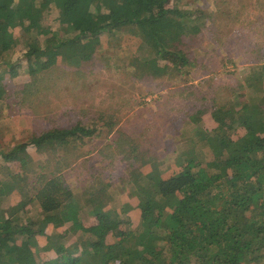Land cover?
Segmentation results:
<instances>
[{"label": "trees", "instance_id": "16d2710c", "mask_svg": "<svg viewBox=\"0 0 264 264\" xmlns=\"http://www.w3.org/2000/svg\"><path fill=\"white\" fill-rule=\"evenodd\" d=\"M257 4L264 9V3ZM198 14L177 7L176 0H0V65L14 77L15 67H7L11 62L5 55L17 46L21 32L33 38L24 52L33 80L22 91L36 88L37 93L48 80L53 82L55 73L90 62L100 48L109 47L111 34L122 30L121 52L135 53L145 42L154 51L152 59L139 60L150 74L189 73L196 59L182 47L189 37L203 35L193 24ZM4 76L0 74V102L7 92ZM254 76L248 74L239 85L240 108L218 103L216 96L213 106L195 102L186 111L192 122L204 119L205 159L184 151L166 171L141 160L125 176L135 190L114 212L103 203L106 187L90 192L94 213L82 220L66 178L40 174L37 185H31L24 175L33 154L66 153L72 141L84 142L98 128L82 122L51 128L0 152L16 171L0 180V202L5 194L14 200L0 208V264H264V82ZM250 87L261 90L260 96L247 99ZM185 88L198 90L195 83ZM204 92L202 101L207 100ZM115 115L101 127L112 130L119 123ZM129 142L121 135L115 145H107L132 167L138 146ZM32 208L37 212L28 215ZM138 222L141 231L127 228ZM55 230L61 236L81 231L94 240L61 243L52 239Z\"/></svg>", "mask_w": 264, "mask_h": 264}, {"label": "rangeland", "instance_id": "374dc122", "mask_svg": "<svg viewBox=\"0 0 264 264\" xmlns=\"http://www.w3.org/2000/svg\"><path fill=\"white\" fill-rule=\"evenodd\" d=\"M257 2L263 4L264 0H176L177 7L199 12L193 24H198L203 32L198 39L188 41L189 37L183 44L182 48L196 59L194 66L187 69L189 73L183 75L172 70L162 75L150 74L139 60L143 63L152 59L154 51L145 42L135 53L121 52L123 32L116 30L109 38V47L100 48L90 62L72 66L75 70L71 72L55 73L53 82L48 80L37 93L36 88L24 92L23 84L33 80L24 55L33 38L29 40V36L21 32L17 46L5 55L6 62H11L7 67L14 66L16 75L11 78L4 73L6 65H0V74L7 77L4 82L7 92L0 102V152L51 128L72 126L77 122L98 128V132L86 137L84 142L72 141L66 153L61 150L53 156L33 154L34 160L29 162L24 175L27 174L31 185H37L40 174L47 177L57 173L66 178L80 205L82 220L94 213L88 198L96 188H107L103 201L107 209L112 212L121 209L126 194L133 192L136 186L125 176L141 160L149 159L152 165L155 162L166 171L184 151H194L200 159H205L209 144L204 145L206 139L201 130L204 119L195 123L186 118V111L193 103L211 107L218 96V103L238 109L241 106L238 95L243 90L239 85L245 77L255 74L254 80L261 76L264 82V9H260ZM81 67L85 70H80ZM193 83L197 91L185 88ZM202 90L206 101H202ZM260 91L250 87L246 98H257ZM115 112L119 123L112 130L101 127L104 120H115ZM121 135L123 139H130V147L138 146L136 166L122 161L124 155L114 153L107 145H115ZM223 153L229 156L227 150ZM13 172L15 169L0 158V180L9 179V173ZM144 184L149 186V183ZM13 201L11 195L5 194L0 208H8ZM36 212L32 208L28 215ZM127 228L136 232L143 227L138 222ZM52 239L61 243L72 239L78 243L94 240L81 231L61 236L57 230L52 233Z\"/></svg>", "mask_w": 264, "mask_h": 264}]
</instances>
